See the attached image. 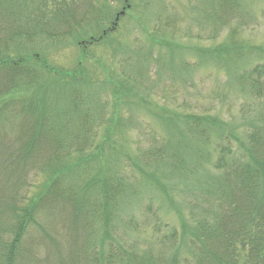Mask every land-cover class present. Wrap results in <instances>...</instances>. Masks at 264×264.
<instances>
[{
    "label": "trees",
    "instance_id": "obj_1",
    "mask_svg": "<svg viewBox=\"0 0 264 264\" xmlns=\"http://www.w3.org/2000/svg\"><path fill=\"white\" fill-rule=\"evenodd\" d=\"M115 1H121V9L113 5ZM129 5V0H0V264H32L28 257L30 231L37 228L35 240L43 242L39 230L46 227L40 216L57 202L73 207V223L78 220V232L82 233L73 234L72 238H76L72 241L48 237L44 246L39 243L45 251L34 257L35 264H264L263 120L253 122L245 141L233 132L229 135L225 121L216 116L187 113L179 117L175 113L174 117L171 112L162 115L172 121L170 129L181 135L182 130H187L195 139L193 145L185 139L179 141L181 144L169 139L166 145L171 144L166 162H171L176 174L186 180L183 184L190 192L186 197L193 222L190 231L185 223L179 230L156 220L152 232L165 234L129 240L118 235V229L141 233L143 228L120 218L121 198L128 193L124 179L106 175L102 186L93 191L78 188L80 182H86L80 181L81 175L66 184L73 163L67 164L64 158L72 151L90 148L87 142L94 141L97 130L89 119L98 115L78 103L87 84L83 62L92 57L89 45L103 43L114 30L99 32L82 44L86 50L82 47L84 52L75 69L50 64L33 43L65 40L85 27L109 24L115 13L113 26L116 15L124 7L127 13ZM217 6L218 11L227 8L234 19L233 9L239 3L217 0ZM179 18L174 13L169 20L173 28ZM172 42L170 52L180 48L174 39ZM219 47L210 49L211 56L235 54L240 58V52L248 46H239L233 40ZM193 50L196 55L208 53L205 48L203 52L199 47ZM252 53L264 59L262 47L252 49ZM238 79L242 93L252 100L249 104L258 113L259 107H264V62L251 70L244 68ZM52 83L67 85L68 99L73 102L63 108L52 107L48 103ZM70 115L78 119L73 129L67 130L63 126L68 121L62 118ZM210 131L220 140L233 136L236 142L220 148L216 164H211L212 153L205 149L211 142ZM218 144L221 146L220 141ZM188 160L193 161L194 168L187 167ZM58 162L59 170L45 173ZM166 192L165 198L173 204L167 189ZM145 226L147 223L144 231ZM39 244L36 248L40 249Z\"/></svg>",
    "mask_w": 264,
    "mask_h": 264
},
{
    "label": "rangeland",
    "instance_id": "obj_2",
    "mask_svg": "<svg viewBox=\"0 0 264 264\" xmlns=\"http://www.w3.org/2000/svg\"><path fill=\"white\" fill-rule=\"evenodd\" d=\"M129 3L131 6L119 19L117 29L110 30L111 34L103 43H91L88 52L92 57L83 62L87 84L78 103L98 115L96 119H89L94 131L97 129L94 141L87 142L90 148L84 152L72 151L63 161L73 163L66 184L81 175L80 181L86 182H80L78 188L84 186L86 191L102 186L106 175L116 174L124 179L128 193L121 198L120 218L141 225L143 231L131 233L128 228L130 233H124L118 229V235L142 240L165 234L152 232L156 220L179 230L184 229L185 223L188 231L193 223L186 200L190 192L183 184L186 180L176 174L171 162H166L171 154V148H167L171 144L166 145L169 139L177 144L185 139L193 145L191 142L195 139L187 130H182L181 135L170 129L172 121H166L162 115L171 112L174 117L175 113L179 117L187 113L216 116L225 121L229 135L233 132L245 141L246 132L254 127L253 122L264 121V107L254 113V107L249 104L252 100L244 96L238 81L244 68L251 70L257 63L264 62L257 53H252L256 47L264 49V0H238L239 7L233 9L234 19L233 15H228L227 8L218 11L217 0H129ZM113 5L122 8L121 1ZM174 13L180 17L175 28L169 23ZM113 16L110 25L88 26L65 40L44 39L33 44L50 64L75 69L84 52L83 41L111 29L115 13ZM172 39L180 46L174 52L169 48L174 43ZM233 40L239 46H248L240 52L242 57L235 54L211 56L210 49L219 50V46L230 45ZM194 47H199L201 52L205 48L208 53L193 54ZM57 85L51 84L48 103L54 108H63L73 101L68 99L71 97L67 85ZM63 119L68 121L63 127L71 130L78 118L70 115ZM208 133L211 142L205 149L212 153L211 164H216L220 148L236 142L233 136L230 140H220L212 131ZM63 136L68 134L63 133ZM7 139L11 140L12 136ZM187 164L188 168H194L193 161L188 160ZM59 165L61 162L51 165L45 173L59 170ZM166 189L173 204L165 198ZM65 205L57 202L50 211L42 210L45 215L41 214L40 219L46 228L38 230L43 242L35 240L37 228L30 231L28 257L32 264H35L34 257L45 251L43 246L48 237L55 241L56 238L72 241L76 238H72L73 234L81 235L78 220L73 223V207Z\"/></svg>",
    "mask_w": 264,
    "mask_h": 264
},
{
    "label": "water",
    "instance_id": "obj_3",
    "mask_svg": "<svg viewBox=\"0 0 264 264\" xmlns=\"http://www.w3.org/2000/svg\"><path fill=\"white\" fill-rule=\"evenodd\" d=\"M124 14H125V9L122 10V11L117 15V18H116V24H117V21H118L120 15H124Z\"/></svg>",
    "mask_w": 264,
    "mask_h": 264
}]
</instances>
